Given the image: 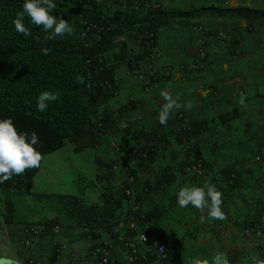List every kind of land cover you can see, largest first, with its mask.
<instances>
[{
  "label": "crops",
  "instance_id": "crops-1",
  "mask_svg": "<svg viewBox=\"0 0 264 264\" xmlns=\"http://www.w3.org/2000/svg\"><path fill=\"white\" fill-rule=\"evenodd\" d=\"M225 1L164 0L162 8L166 10L205 8V14L196 19L181 18L165 25L162 21L155 28V45L159 55L153 66L171 69L170 77L160 82L155 90L145 91L138 79L129 74V69L120 65L116 72L119 93L114 98V104L127 108L128 112L118 116L114 125L130 127L131 132L113 134L116 127L110 128L101 145L92 153L93 158L97 157L96 161H110L146 142L142 135H136V130L140 133L166 129L167 124H161L158 119L165 103L159 94L161 90H169L181 104L193 103L191 110L182 107L174 109L171 115L183 114L195 130L194 153L202 158L214 177L208 182L222 192V210L227 219L209 221L206 211L201 213L191 205L179 207L176 196L179 188L192 186L181 169L189 154L183 153L177 141L170 139L167 132L152 151L155 153L148 166L138 169L134 186L141 211L148 216L140 231L149 233L157 229L158 238L185 259L184 264H190L193 259L211 262L218 253L227 255L231 264H251L253 256L264 259V244L255 248L242 235L243 226L249 219L264 222V33L253 37V42H250L251 36L239 29L242 37L237 36L238 40H234L238 43V56L231 55L228 43L212 39L206 49L208 58L205 68L191 69L197 60L198 49L195 41L197 34L191 30L193 24L200 23L214 29L219 24H228L229 19H235L238 9L264 10V0H230L227 5ZM257 27H262L264 32V25ZM256 42L257 46L254 45ZM137 64L146 70L148 61L140 58ZM241 97L246 107H241ZM130 100L137 101V108L125 106ZM117 144L120 152L114 148ZM256 157L260 158L259 163L254 161ZM42 168H45L44 163ZM220 172L236 175L232 186H226L225 182L215 177ZM162 175L169 182L157 189ZM86 186L77 184L73 194H80L82 188L81 194L85 197V192H88ZM127 206L124 203L123 210ZM27 226L0 223V257L10 258L15 264H62L69 258L71 250H80L84 244L82 229L62 226L56 232L47 231L39 236L35 242V253L31 256L23 245ZM117 230L127 238L135 235L125 226L117 227ZM92 242L97 246H106L112 264H130L124 245L115 242L109 232L101 230ZM56 245H63L65 249L57 253ZM87 263L92 264L90 260Z\"/></svg>",
  "mask_w": 264,
  "mask_h": 264
},
{
  "label": "trees",
  "instance_id": "trees-1",
  "mask_svg": "<svg viewBox=\"0 0 264 264\" xmlns=\"http://www.w3.org/2000/svg\"><path fill=\"white\" fill-rule=\"evenodd\" d=\"M23 3L24 0H0V119L11 118L17 131L27 133L29 137L35 132L39 142L34 147L43 159L39 168L26 170L24 174L13 175L10 180L0 183V217L9 225L34 223L49 215L44 220L50 226L77 227L83 233L92 229L112 232L119 222L123 204L127 203L125 196L109 184L110 188L90 203L86 201L88 192H85V197L82 196V188L80 194L34 191L35 182L38 179L43 181L44 157L69 145L77 147L84 138L88 142L81 149L94 150L101 145L109 129L115 126L114 120L128 112L122 106L114 108V105H108L119 93V83L114 80V75L121 64V67L131 69L140 58L147 61L148 53L139 47L134 58H123L127 54V44H119L116 38L124 33L134 34L138 25L155 29L162 21L165 25L181 18L196 19L205 14L206 9L176 11L161 8L131 19L122 17L119 10L107 11L98 7L100 0H53L56 8L51 14L67 19L74 31L48 39L51 33L32 24L27 14L23 22L30 35L24 36L15 30L13 20L23 11ZM235 16L248 26L264 25V10L241 8ZM111 23L115 28L100 34H95L92 27L86 30L88 25L105 30ZM164 79L159 78L161 81ZM45 90L55 93L57 99L48 102V107L41 112L37 109V98ZM136 102L128 101L125 106L135 108ZM115 127L117 132H131L129 127L127 130ZM167 127V131H175V126ZM139 131L136 135L143 136L145 147L155 133ZM195 133L191 126L190 134L194 137ZM174 140L179 144L176 136ZM153 153L148 155L149 162ZM108 162L100 160L99 171ZM148 164L140 162L132 173ZM181 169L185 175L184 167ZM233 174L220 172L215 177L225 182L226 186H232L226 180ZM213 178L211 175L209 181ZM236 178L234 176L233 181ZM84 179L78 178L77 183L87 184L89 191L90 182ZM168 182L162 175L157 189ZM147 218L145 215L141 226ZM144 233L149 238L158 236L157 229ZM166 247L167 258L156 264H171L174 261L184 264L177 260L178 254L172 247ZM147 257L146 262L139 264H150L156 259L153 251Z\"/></svg>",
  "mask_w": 264,
  "mask_h": 264
},
{
  "label": "built area",
  "instance_id": "built-area-1",
  "mask_svg": "<svg viewBox=\"0 0 264 264\" xmlns=\"http://www.w3.org/2000/svg\"><path fill=\"white\" fill-rule=\"evenodd\" d=\"M101 1L103 0H100V2ZM109 2L115 4L116 10L120 11L122 17L125 16L135 19L144 16L150 11L161 9L164 0H109ZM225 2L227 5L230 0H226ZM90 27L96 31L95 34H100L104 31L114 29L115 25L111 23L109 28L105 30L103 27L88 25L86 30L88 31ZM136 29L137 31L134 32V34L137 38L139 47H142L148 53L147 57L150 63L145 72H142V70L136 67L135 64H132L129 74L138 79L145 91H152L156 88L159 78L171 75V69L169 67L156 68L153 66V62L159 55V51L156 49L155 45V30L148 27L141 28L139 25ZM191 30L197 34L195 41L198 43V49L196 52L197 60L191 65V69L193 70L205 68L204 66H206L208 58L206 49L212 43V39L216 42L228 43L229 48L231 47L233 51L235 50L232 45L233 37L228 34L225 27L221 24L217 25L214 29H209L200 23L193 24ZM235 52L237 53V51ZM166 124L169 127L175 126V131H167L166 129L168 127L156 131L150 144L148 143L145 147H137L131 152L134 159L129 160L127 156H120L118 159L110 162L107 166L102 168V175L106 179L107 184L111 185L115 191L122 193L125 196L126 204L128 205L120 215L118 226L127 225V228L131 231H137L134 237L127 238L119 235L116 232L117 230H113V237H115L114 239L119 243L124 245L127 261L130 264L146 262V260H148L147 254L152 251V248H154L153 252L156 259L150 264H156L158 261L162 262L167 258V247L159 240L158 236L153 235L149 238L144 232L140 231L145 216L141 211L140 202L134 192L135 176L131 174L132 169L137 167L140 162H144V164L149 163L148 155L153 151L163 135L167 134L170 139H174L176 136L179 139L178 145L183 153L186 152L189 154V158L183 167L185 176L190 180L192 186H202V184L208 182L211 177L202 158L194 153V137L190 134L191 125L187 122L184 115L170 114ZM254 161L259 163L261 160L259 157H256ZM234 176L236 177V175L233 174L229 180H226L227 184L232 185L234 183ZM58 230L59 227H53L50 231L56 232ZM47 231V226L42 223L29 225L25 228L26 238L23 245L29 255L32 256L35 253L34 247L36 240ZM84 232L86 234V246L83 252H70L69 260L62 264H90L87 263V260H90L92 264H112L106 246H97L91 242L93 237L99 234V231L92 229L90 231L84 230ZM258 232L264 233V222L255 219H249L245 222L242 229V235L255 248L264 244V235L258 236ZM153 245L154 247H152ZM55 247H57V253L65 249V246L63 245Z\"/></svg>",
  "mask_w": 264,
  "mask_h": 264
},
{
  "label": "clouds",
  "instance_id": "clouds-1",
  "mask_svg": "<svg viewBox=\"0 0 264 264\" xmlns=\"http://www.w3.org/2000/svg\"><path fill=\"white\" fill-rule=\"evenodd\" d=\"M101 3L106 4L108 2L107 0H103L101 1ZM22 7H23V11L17 14L16 18L13 20V24L15 26V30L18 33L23 34L24 36L30 35L29 29L25 26L23 22L25 14H27V16L30 18L32 24H35L38 27H42L44 31L51 33V35L47 37L48 39H53L56 36H63L65 34H72V32L74 31V29L69 24L67 19H64L62 17H57L51 14L52 10L56 8V4L53 3V0H24ZM115 10H116V6H115ZM233 40H232V45L233 48L236 49ZM229 50L231 55L235 56L237 54L235 51L232 50L231 47L229 48ZM147 61L149 65L150 63L149 59ZM135 66L141 69L138 64ZM142 72H145V70H142ZM169 77L170 76L163 78L167 79ZM115 78H116V82L119 83L116 74L114 75V80ZM160 82L162 81L158 80L157 86ZM159 94L165 101V103L161 107L158 116L159 122L163 125H166L167 120L169 119L170 114L174 109L178 110L183 107L188 110H191L194 106L191 101H188L184 104L179 103L178 102L179 98L178 97L174 98L169 90L166 89L161 90ZM56 99H57V95L53 92L47 90L41 92L37 98V109L41 112L45 111V109L48 107V102L55 101ZM240 105L241 107H246L243 97H241ZM135 108H137L136 105ZM118 126L122 130H127L128 128L127 126L124 125H118ZM136 131L138 132L139 130ZM155 132L156 131H154V133ZM38 142L39 140L35 132H33L29 137L27 133H19L17 131L11 118L0 119V183H4L10 180L13 177V175H17V176L22 175L25 173L26 170L40 167L43 157L42 154L34 147ZM141 146L143 145H140L138 147ZM136 148L137 147L133 148L131 151H129L126 154H119L116 158L109 161L108 164L118 159L120 156H127L129 160L134 159V156L131 152ZM100 170H101L100 175L104 178V176L102 175V168ZM132 174L135 176L136 172ZM104 180L106 181L105 178ZM176 196H177V204L179 205V207L186 208L189 205H191L201 213H205L206 211L207 219L209 221L211 220L223 221L227 219L224 211L222 210L223 194L211 182H207L203 186H195V185L182 186L179 188L178 192L176 193ZM40 223L45 224L48 228V231H50L53 227H61V226H50L45 222L29 223L27 225L29 226ZM124 226L127 228V225ZM117 227H119L118 224L115 226V228H113V230H117ZM113 230L112 232H109V234L111 235V237L115 242L119 243L116 239H114L115 237H113ZM116 232L119 235H121L118 232V230ZM134 233L136 235L137 231ZM99 234H97V237L99 236ZM257 235L258 236L264 235V233L258 232ZM85 237L86 234L84 233V244L82 246V249L71 250L70 252H79V253L83 252L86 246ZM56 246H60V245H56ZM98 246H102V245H98ZM153 250L154 249H152V251ZM250 259H251V264H264V259H257L255 256L251 257ZM68 260L69 258L66 261ZM0 264H15V262L10 258L0 257ZM190 264H231V262L228 259L227 255L223 253H218L212 257L211 262H209L207 259H193L190 261Z\"/></svg>",
  "mask_w": 264,
  "mask_h": 264
},
{
  "label": "rangeland",
  "instance_id": "rangeland-1",
  "mask_svg": "<svg viewBox=\"0 0 264 264\" xmlns=\"http://www.w3.org/2000/svg\"><path fill=\"white\" fill-rule=\"evenodd\" d=\"M107 2L108 3L106 4L103 3L99 4L98 7L104 8L107 11L115 10L114 9L115 5L110 3L109 0H107ZM234 17L235 19H229L230 23L227 22L228 24L224 25L228 34L232 36L234 40H238L236 39L237 36L239 38L242 37L241 34L239 33V29L246 31L247 36H251L250 42H253L254 39L253 37L256 38L258 36H261L262 33H264L262 27L245 25L244 22L242 23L238 21L239 19H237L236 16ZM239 24L242 26L241 28H239ZM116 40L118 41L119 44L121 43L127 44L126 47L127 54H125L123 58H128L129 56L134 58L136 53L139 52V44L134 34L124 33V35L122 34V36H120V38H116ZM234 40L233 42L235 46L238 47L236 45L238 44L237 41L235 42ZM251 45L253 46V44ZM254 45L257 46V42L254 43ZM238 55H240V52H237L235 56ZM118 103H120V101H118ZM111 104L114 105L113 106L114 108L117 107L116 103L114 104V101L108 104L109 107ZM112 133L117 134L118 132L113 130ZM87 142H88L87 138H84L77 147L75 145H69L67 147H63V149L56 151V153L54 154L44 157L43 163L45 168H43V181L41 182L38 179V181L35 182V186L33 190L37 192L73 194L75 188L77 187V184H81V183H77L78 178H82V180H85L84 178H87L88 182H90L89 184L90 188L88 191V197L87 199L85 198L86 201L90 203L91 200H95V198L99 199V195H101L102 192L107 191L110 187L106 184L104 178L100 176V171L98 168L99 161H96L97 158L96 156L94 158L92 157V153H94L93 149L92 148H88L86 150L81 149L83 146H86ZM75 147L77 150L75 149ZM114 148L115 150L118 151L119 149L118 144ZM112 150L113 149H111V151ZM120 151L121 150H119L118 152ZM91 165H93V167H91ZM137 173L138 172H136L135 174L136 181L138 177ZM81 186L84 185L81 184ZM48 218L49 215H45V217L41 218L40 220H35L33 222L34 223L45 222L44 219H48ZM1 222H3V220L0 217V223ZM186 254L190 255V253L187 251ZM177 260L178 261L181 260V262H185V259H181L180 255L177 256ZM177 263H178L177 261L176 262L174 261L171 264H177Z\"/></svg>",
  "mask_w": 264,
  "mask_h": 264
}]
</instances>
